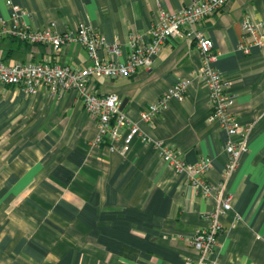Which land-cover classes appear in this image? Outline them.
I'll return each mask as SVG.
<instances>
[{
  "label": "crops",
  "instance_id": "1",
  "mask_svg": "<svg viewBox=\"0 0 264 264\" xmlns=\"http://www.w3.org/2000/svg\"><path fill=\"white\" fill-rule=\"evenodd\" d=\"M191 0H0V19L11 6L23 9L31 29L53 24L56 31L83 21L107 43L125 45L130 35L150 37L160 9L178 10ZM264 25V0H230L198 28L209 35L215 62L234 95L230 108L252 124L248 149L229 182L232 209L209 264H264V46L248 53L241 20ZM1 25V23H0ZM124 47V46H123ZM109 57L105 48L99 50ZM51 58L81 68L88 60L81 45L55 52L44 44L0 39L5 62ZM201 58L187 37L168 38L151 67L130 77L95 75L96 94H114L123 113L152 140L170 145L187 163L210 158L204 178L220 180L226 135L208 120V88L199 77ZM187 79L183 100L170 99L152 122L139 112L171 85ZM97 123L74 89L35 94L0 83V264H184L198 253L189 245L205 225L212 200L194 193L163 161L152 143L134 137L126 156L95 143Z\"/></svg>",
  "mask_w": 264,
  "mask_h": 264
},
{
  "label": "built area",
  "instance_id": "2",
  "mask_svg": "<svg viewBox=\"0 0 264 264\" xmlns=\"http://www.w3.org/2000/svg\"><path fill=\"white\" fill-rule=\"evenodd\" d=\"M230 0H191L178 10L160 9L150 29V37L132 34L125 45L107 43L105 37L91 25L81 21L74 28L58 32L53 24L40 29H31L21 21L26 12L11 6L9 22L0 19V39L12 37L29 44L48 45L53 51L66 43H75L85 48L87 63L81 67L62 65L51 58L41 62H5L0 59V83L20 87L26 93L35 94L41 87L51 93L61 94L74 89L83 103L85 111L97 123L95 143L106 141L108 150L123 156L129 151L134 137L144 143H152L166 165L182 176L191 190L204 199H211L209 208L203 212L205 225L194 229L189 245L197 251L195 261L184 264H209V255L217 245V235L223 231L222 219L232 209V194L229 182L239 164L241 156L248 149V140L253 125L240 123L230 108L234 95L229 92L228 83L215 66L217 54L212 38L197 26L206 17L222 9ZM242 41L237 48L248 53L252 46H264V25L245 15L241 20ZM187 37L192 39L200 53L199 77L208 88L210 112L208 120L216 122L226 135L224 150L226 160L220 180L216 183L204 178L210 167V158L201 157L195 163L185 162L170 145L152 140L122 111L120 100L114 94H96L91 81L95 75L114 79L130 77L140 68L151 67L168 38ZM124 46V47H123ZM105 48L109 57L103 58L99 50ZM189 84L187 79L169 86L156 100L139 112L141 121L152 122L167 107L170 99L183 100Z\"/></svg>",
  "mask_w": 264,
  "mask_h": 264
}]
</instances>
